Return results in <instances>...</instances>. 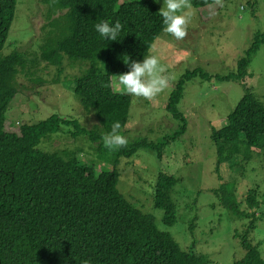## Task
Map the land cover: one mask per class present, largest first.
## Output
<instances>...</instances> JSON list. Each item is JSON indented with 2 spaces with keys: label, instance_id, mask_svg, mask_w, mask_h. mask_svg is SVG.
<instances>
[{
  "label": "trees",
  "instance_id": "1",
  "mask_svg": "<svg viewBox=\"0 0 264 264\" xmlns=\"http://www.w3.org/2000/svg\"><path fill=\"white\" fill-rule=\"evenodd\" d=\"M217 1L190 0V4L204 7ZM40 2L46 8V22L39 54L31 61L43 60L61 68L64 56L88 61L89 67L76 79L74 92L85 110L94 111L99 125L86 130L73 118L52 114L15 128L6 117L19 91L17 76L27 67L28 59L19 51L1 53L14 19L16 0H0V264H208L205 254L183 249L169 232L159 229L152 214L141 211L119 191L116 165L120 157H131L140 147L162 154L163 147L187 127L178 108L185 83L197 74L202 79L210 76L198 68L187 70L171 91L166 110L183 122L180 129L157 143L137 139L110 150L104 146L102 134L109 132L114 122L121 125L118 132L126 126L132 103L131 95L114 91L113 78L128 70L123 56L127 55L128 63L141 60L162 32L158 3L154 0ZM101 20L121 23L118 40L100 37L94 25ZM263 42L264 34L257 33L246 54L237 61V71L224 79L245 77L251 56ZM62 126L68 129L72 126L73 136L86 134L93 143H98L100 160L108 159L107 153L112 152L108 162L113 168L97 169L74 149L60 147L53 152L38 149L42 138L61 132ZM210 136L216 146L218 166L225 161L234 166L248 162L254 149L264 153V104L246 89L226 123L220 128L211 126ZM239 156L241 161L235 162ZM176 182L175 176L160 173L154 187V206L163 211V222L168 226L177 217L171 198ZM229 192L224 205L250 221L241 235L245 254L231 264H264L260 244L249 239L257 223L253 208L260 205L257 189L247 192L250 212L241 210L234 191Z\"/></svg>",
  "mask_w": 264,
  "mask_h": 264
},
{
  "label": "rangeland",
  "instance_id": "2",
  "mask_svg": "<svg viewBox=\"0 0 264 264\" xmlns=\"http://www.w3.org/2000/svg\"><path fill=\"white\" fill-rule=\"evenodd\" d=\"M123 1L129 0L120 3ZM190 5L192 15L185 37L176 40L162 31L148 52L154 53L165 68L166 88L152 99L132 96L129 121L119 133L127 142L161 141L183 123L166 110L168 97L180 77L187 70L198 68L210 78L202 79L197 74L185 83L178 108L187 127L163 147L162 154L140 147L133 156L119 158L118 189L141 211L152 214L159 229L169 232L183 249L205 254L208 264H231L245 254L241 235L250 221L233 213L223 200L229 191H234L240 209L250 212L246 196L249 189L256 188L260 205L253 208L257 223L249 239L260 244L264 257V153L254 149L248 162H238L239 156L235 160L237 166L226 161L218 166L216 146L210 136L211 126L220 128L226 123L246 89L264 104V42L251 56L245 77L224 79L237 71V61L246 54L256 34H264V0H218L204 7ZM45 11L40 0H16L14 19L1 53L22 52L28 65L17 76L19 91L6 117L18 128L19 124L35 123L57 114L92 130L99 125V119L93 110L84 109L74 92L76 79L87 70L89 62L64 56L61 68L43 60L31 61L39 54ZM99 67L103 70L102 61ZM120 87L114 77V91L121 92ZM71 130L72 126H62L61 132L42 138L38 149H74L97 169L113 168L108 162L112 152L107 153L108 159L100 160L98 143L86 134L73 136ZM160 173L177 178L171 190L177 217L170 226L163 222V211L154 206V187Z\"/></svg>",
  "mask_w": 264,
  "mask_h": 264
},
{
  "label": "clouds",
  "instance_id": "3",
  "mask_svg": "<svg viewBox=\"0 0 264 264\" xmlns=\"http://www.w3.org/2000/svg\"><path fill=\"white\" fill-rule=\"evenodd\" d=\"M154 2L161 3L158 14L162 18V31L170 34L176 40L183 39L192 15L189 10L190 0H154ZM121 28L122 25L119 21L110 24L106 20H101L94 25L95 31L107 41L118 40ZM122 59L128 64V70L115 74V76L121 86L118 90L123 94L152 99L166 88L168 77L163 75L165 68L154 53L144 55L141 60H132L130 63H128L127 55ZM120 127L118 121L114 122L111 130L102 134L103 144L106 148L114 150L127 143V139L118 132Z\"/></svg>",
  "mask_w": 264,
  "mask_h": 264
}]
</instances>
